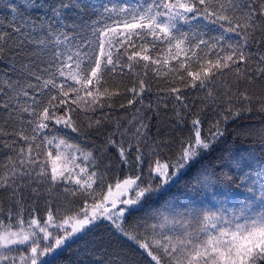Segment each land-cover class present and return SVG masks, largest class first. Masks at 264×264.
Masks as SVG:
<instances>
[{"label": "snow or ice", "instance_id": "1", "mask_svg": "<svg viewBox=\"0 0 264 264\" xmlns=\"http://www.w3.org/2000/svg\"><path fill=\"white\" fill-rule=\"evenodd\" d=\"M0 8L10 17L0 22V57L9 56L16 73L0 76V121L15 125L11 133L0 125V135L14 137L4 144L14 155L0 164V192L8 193L9 220L17 217L16 225L0 220L6 229L0 231V264H16L7 253L28 244L31 255H21L20 264H66L64 250L101 221L134 241L149 264H264V127L245 130L251 145L204 161L230 122L264 113V0H0ZM17 58L27 62L17 68ZM149 72L174 75L170 83L182 86L167 89L155 109L144 104ZM127 75L136 78L126 90L133 119L108 120L112 130L98 151L103 157L115 149L120 166L136 173L117 177L105 190L111 162L101 170L96 150L84 151L59 133H81L73 113L102 110V100L120 93L101 88ZM257 82L261 94L254 97L249 88ZM190 88L205 93V107L195 113L183 95ZM169 100L178 123L192 116L191 130L164 140L150 135L147 114L161 104L167 109ZM209 107L213 119L204 135ZM103 127L101 119L88 123L97 133ZM61 184L62 195L72 199L56 209L49 200L47 219H31L25 231V193L30 189L38 201ZM76 198L83 207L73 211ZM61 207L71 214L62 216Z\"/></svg>", "mask_w": 264, "mask_h": 264}, {"label": "trees", "instance_id": "2", "mask_svg": "<svg viewBox=\"0 0 264 264\" xmlns=\"http://www.w3.org/2000/svg\"><path fill=\"white\" fill-rule=\"evenodd\" d=\"M5 2H7V0H5ZM15 2L19 4V0H15ZM32 15L35 16L36 12L33 11ZM5 17H8V13L4 9L0 8V22L6 23L7 21ZM212 35H216V32L209 31L208 36ZM5 47H10V45H6ZM28 50L31 51V49ZM158 53L159 49H157L156 53H152L153 57H155ZM26 62L27 61L23 58H17L15 65L17 68H19L21 64ZM12 63L13 62L9 56L0 57V76L7 74V77L16 78V73L13 72L12 67L10 66ZM172 65L174 67H178V65H175V62H172ZM140 70L143 71L142 67ZM190 70L196 71L197 69L192 68ZM164 71H167V69H164ZM184 75L186 76V73H184ZM134 80H136V78L133 75H127L123 77L118 76L115 78V80L108 79L107 84L101 88V91H103L104 88H108L109 91L118 90L120 94L114 96L111 100H102L104 108L102 110L98 108L95 113L82 112L79 109L73 113V118L75 119L77 126L81 129V133H72L70 129H61L59 133L64 138L68 139L69 143L79 144V146L84 151L96 150L94 154L97 156L98 161H100L101 170H103L104 165H107L109 162H111V170L108 174V178L105 181V190L107 189V184H115L117 177L122 180L126 175H135L136 173L135 168L130 170L127 168V166H120V162L116 158L115 149H110L104 154L103 157H101V154L98 151V149L103 147V145L106 143L107 133L112 130L110 124L107 122L108 120L124 118V122L127 123L128 120L133 119L135 108L127 107V101L132 99V96L131 94H128L126 90L133 87ZM146 80L150 85L151 91L145 93L144 104L148 105L151 103L154 109L157 101L166 95L167 89L171 87H182L181 85L170 83V81L174 80V75L156 76L152 72H149ZM161 89L165 91L162 92ZM249 91L254 97H258L261 94L260 83L257 82L256 84L252 85L249 88ZM204 94V91L200 90L199 88H190L183 92V95L188 98L189 106L194 105V107H192L193 113L198 112L201 108L205 107V105L202 103V97ZM109 104L112 105L111 108L108 107ZM121 105H125V108L121 109ZM243 106L244 105L242 103L236 105V107ZM136 107H140V105L137 104ZM222 107L224 106L222 105ZM253 107L255 108L256 105H253ZM62 111L63 110H61V112L58 114H62ZM147 115L151 117L150 135H156L159 133V137L161 139L168 140L179 135L187 136L190 133V121L192 116H187L183 123H178L175 116L173 102L171 100L168 101L167 109H165L163 104H161L158 112H149ZM106 116L107 120L105 119ZM96 119H101L104 122V127L102 128L101 133H97L96 131L88 129L89 121H94ZM212 119L213 113L212 109L209 107L208 110L203 114L204 135H207L209 121ZM0 125L3 126L4 133H11L15 128V125L11 122H9L7 125H3V121H0ZM261 127H264V113H260L256 110L250 114H244L240 118L230 122L227 125L228 134L218 145L215 146L214 150L208 156L204 157V161L215 163L216 157L220 156L222 153H225L228 149H240L247 145H251L253 143L251 137L248 139L244 138L245 130H258ZM12 139H14V137L10 135H0V164L7 162L8 157L14 155L11 148L4 147V144L11 143ZM20 146L22 145L17 143L16 147L18 148ZM170 147L173 151H175V144H172ZM167 155L168 153L166 152V155L162 156L161 160L163 161L166 159ZM54 156L55 153L53 152V157ZM81 166H84L83 163H81ZM198 166L199 165L194 166L193 171H195V168ZM33 187H35V185H33ZM64 187L65 185L61 184L52 192L51 196H49L47 193H42L38 201L36 197L31 194L30 189L27 193H25V213L23 216L25 221V231H27V223L31 219L37 218L40 220L41 224H43L44 220L47 219L49 200L52 202L53 209H56L57 205L63 206L66 202V199H72L70 196L65 198L62 195ZM175 192L176 189L173 188L170 190L168 195H171ZM166 198L167 195L160 197V199L155 201L152 206H159V204L162 203ZM0 205H2L0 220H3L5 225H8L9 223L16 225L17 217L15 215L11 220H9V203L7 192H0ZM80 207H83V199L76 198V204L73 206V211L78 210ZM147 207L148 206L146 205L145 209L129 216L125 227H129L134 222V218L142 217L144 212L147 210ZM33 208L36 209L35 212H33ZM61 213L62 216L71 214L70 212L63 211V207H61ZM5 230L6 229L0 228V231ZM12 231L18 232L19 228L13 227ZM32 246V244H28L26 247H19L17 251L7 254L10 257H17L16 264H20L19 257L21 255L30 256ZM42 248L43 242L41 243V249ZM61 259L64 260L66 264H149L150 260L147 254L142 249H139L138 245L134 241L129 240L127 237H124L119 233H116L110 227L107 221L97 222V224L92 227L86 235H82L80 239L75 240L74 243H70L69 247L66 248L61 254ZM9 264H11V262H9ZM28 264H30V261Z\"/></svg>", "mask_w": 264, "mask_h": 264}]
</instances>
